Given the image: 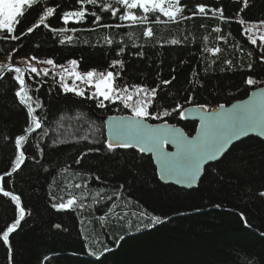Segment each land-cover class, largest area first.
<instances>
[{"label": "trees", "instance_id": "16d2710c", "mask_svg": "<svg viewBox=\"0 0 264 264\" xmlns=\"http://www.w3.org/2000/svg\"><path fill=\"white\" fill-rule=\"evenodd\" d=\"M52 2L61 3L64 8L74 5V0ZM183 2L190 6L195 2H206L212 7L223 5L225 15L233 19H236V12L242 6L237 0ZM37 15L35 9L26 11L17 26L16 34L31 26ZM102 15V23H119L110 14ZM242 15L253 21L264 18V0H249V7ZM50 23L53 27L63 26L56 18ZM201 24L207 28L202 29ZM215 25L221 26L225 34L229 31L232 33L227 43L215 40L216 34L211 33ZM73 26L91 28V19L80 25H69ZM152 27L155 33L153 40L143 37L142 26L96 28L95 31L78 32L71 44L60 45L41 26L19 42L0 40V63L8 62L9 53L12 54L13 63L30 55L42 58L51 56L58 64H64L67 59L79 60V71L91 68L103 71L110 60L116 58L115 50L124 46V78L129 83L146 80L151 84L157 73H161L162 78L175 75L176 79L168 91L177 97L186 96L185 90L190 87L188 79L195 67L204 83V87L195 93V103L207 102L210 106L229 104L245 97L252 90L242 83L247 72L221 71L224 59H232L234 62L239 60L245 67L247 63L253 62L254 71L260 74L258 78L264 79V65L256 63L259 59L257 50L246 42L236 23L221 24L218 20L198 17L179 24ZM127 32H132L133 36L129 38L125 35ZM210 33L208 46L219 44L223 51L218 58L209 57L217 59V63L205 74L206 65L201 63L200 49L203 46L202 37ZM105 35H111L117 43L105 45ZM185 37L188 39L185 40ZM173 38L184 43H166ZM120 40L124 41L123 45L119 44ZM156 41L161 43L157 44ZM237 41L243 47V52L235 47ZM133 42L144 46L143 59L131 55L141 50L133 48ZM13 48L17 51L12 52ZM249 51L253 52L252 58L247 56ZM45 79L47 82L40 91L33 93L45 105L43 110H38V114L47 112L46 127H55V121L64 115L65 128L60 129L59 133L50 131L44 138L42 147L45 151L41 165L27 160L21 171L14 176L10 190L21 196L23 205L26 210H30L31 215L26 216L19 228L10 234L12 264H40L44 256L51 257L44 264H247V260L253 261V264H264V235L261 234L264 233V198L258 195L259 191L264 190V142L249 137L233 144L218 162L205 167L198 185L190 190L160 182L150 156L134 150H118L111 154L104 151L90 153L77 165L74 161L91 145L88 141L72 139V136L83 135L88 120H94L99 125L102 116L123 115L127 110L104 112L96 108L92 100L60 92L51 76ZM13 85L10 75L0 80V174L7 170L9 156L13 151L12 145L4 142L2 137L19 134L27 119L26 110L14 98ZM77 113L82 114L80 119L75 118ZM169 123L183 128L189 135L195 131V122L170 119ZM58 134L65 142L53 145L52 140ZM39 135L38 130L26 145L29 156L34 154L31 145L35 144ZM96 138H99V134ZM43 166H47L48 171ZM63 167H68L69 171L58 176L59 169ZM97 175L101 178L99 181L94 178ZM53 177H56L54 183ZM9 179L12 178L5 180L6 188ZM85 180L88 181L86 189L65 187L69 182L75 184ZM120 185H124L123 202H117L121 206L115 211L121 215L128 213L122 221L108 216L101 224L98 217L107 211L103 204L58 211L51 207L49 200V193L56 196V202H60L62 197L68 198L69 192L80 196L81 192L94 193L100 188L106 189L104 195L108 196ZM82 202L91 203V197ZM124 203H127V207H124ZM13 209L8 198L0 195V232L6 227V222L14 218ZM142 211L169 219L152 228L140 227L138 231L140 224L151 223L150 219L139 217ZM133 212L137 215L133 216ZM241 213L249 227L245 226ZM56 224L61 227L55 228ZM84 236H87L88 246L95 252L103 251L105 246L113 247L114 250L97 260L89 255ZM121 236L125 238L116 248L115 241ZM0 264H9L7 246L2 241Z\"/></svg>", "mask_w": 264, "mask_h": 264}, {"label": "snow or ice", "instance_id": "6c2138e0", "mask_svg": "<svg viewBox=\"0 0 264 264\" xmlns=\"http://www.w3.org/2000/svg\"><path fill=\"white\" fill-rule=\"evenodd\" d=\"M237 3H242V6L236 12V19H233L225 15L223 5L212 7L206 2H195L190 6L183 0H74V5L66 8L61 3H53L52 0H0V40L19 42L41 26L47 29L52 34L54 42L60 45L71 44L77 38L75 34L78 32L95 31L96 28L120 29L142 26L143 37L153 40L155 33L152 25L179 24L202 17L218 20L221 24H238L240 34L245 37L246 42L252 48L257 50L259 59L256 63L264 65V18L256 21L245 19L242 13L249 7V0H237ZM33 9L38 13L35 22L17 35L18 24L25 17L26 11ZM102 14H110L112 18L118 19L119 23H102L104 18ZM53 18L58 19L63 26H51L50 21ZM89 19H91V28L69 27V25H80ZM200 27L207 28L204 24H201ZM211 33L216 34L217 42L227 43L229 37L232 36L230 31L225 34L219 25L213 26ZM211 33L202 37L203 46L200 49L201 63L206 65L205 74L217 63V59H209V57L218 58L223 51L219 44L208 46ZM125 35L131 38L133 33L127 32ZM187 39L185 37V40ZM103 43L112 46L117 41L111 35H105ZM123 43V40L119 41L120 45ZM156 43L160 44L161 42L156 41ZM166 43L178 45L184 41L173 38ZM132 47L141 49L133 52L132 56L141 59L145 57V52L142 50L143 45L133 42ZM235 47L241 52L244 51L239 41L236 42ZM16 51V48L12 49V52ZM125 52L124 46L118 47L115 50L116 58L111 59L103 71L91 68L82 72L79 71V60L67 59L64 64H58L51 56L42 58L30 55L19 63H13L12 54L9 53L8 62L0 63V80L11 76V80L14 81V98L26 110L27 116L26 124L19 134L14 137L8 135L2 137L3 141L11 144L13 149L9 156L7 170L0 174V195L8 198L10 204L14 206V218L11 219V222H6V227L0 232V241L7 246L9 264H12L13 251L10 245V234L19 228L26 216L31 215L30 210H26L23 205L21 196L14 190H10L14 184V176L21 171L27 160L41 165L45 151L42 147L44 138L49 135L50 131L59 133L60 129L65 128L66 117L64 115L59 116L55 121V127L50 125L46 127L47 112H44L43 115L38 114V110H43L45 105L40 97L33 93L40 91L47 82L45 78L49 76L53 78L60 92L92 100L95 107L104 110V112L127 110L123 115L102 117V123L99 125L94 120H88L86 121L87 127L83 129L84 134L72 136V139L88 141L91 145L74 161L77 165L90 153L104 151L111 154L118 150H135L140 154H151L152 162L156 165L155 174L160 181L195 187L202 178L204 166L211 161L221 159L233 141L249 134L264 138V79L258 78L260 74L254 71L253 62L247 63L245 67V64L239 60L234 62L232 59H224L222 61L224 67L221 71L247 72L242 83L255 90L247 92V99L238 100L227 107L224 103L210 106L207 102L195 103L196 91L204 87L197 68L193 67L190 73L188 79L190 87L185 90L186 96L177 97L168 91L176 79L175 75H171L170 78H162L161 73H157L156 79L151 84L146 80L129 83L124 78L126 63L122 57ZM247 56L252 58L253 52H247ZM38 65H46V67H38ZM29 81L32 83L30 84ZM69 81L71 82L69 83ZM81 84L84 85L83 88L80 86ZM49 91H52L51 86ZM81 117L82 114L77 113L75 118L80 119ZM190 117L199 120V123L195 125V133L191 135L176 124L169 123L170 119L188 120ZM105 129L106 134L103 131ZM38 130L40 135L35 144L31 145L34 154L29 156L26 145ZM97 134H99V138H96ZM64 142L60 139L59 134L52 140L53 145ZM168 146H171L173 150L169 151ZM43 167L45 171H48L47 166ZM68 171V167L60 168L57 175ZM77 175L79 174L77 173ZM6 178H12L8 180L7 188L5 187ZM94 178L97 181L101 179L98 175ZM55 179L56 177H53V183ZM87 186V180L83 183L69 182L65 185L67 189H86ZM49 187H52L51 183ZM123 188L124 185H120L108 196L104 195L106 191L104 188H100L94 193L81 192L80 196L72 195L69 192L68 198L62 197L60 202H56V196L49 193V200L51 207L58 211L84 209L93 204H103L107 211L98 217L101 224L108 216H114L118 221H122L128 213L124 212L121 215L115 210L121 206L117 202H123ZM258 195L264 198V190L259 191ZM89 197H91V203L82 202L88 200ZM124 207H127V203H124ZM132 215L136 216L137 213L133 212ZM240 215L245 226L249 227L243 213ZM139 217L150 219L151 223L140 224L137 228L138 231L140 227L152 228L169 219L146 211L140 212ZM54 227L59 229L61 225L56 224ZM81 234L83 235V229ZM261 234L264 235V233ZM124 238L121 236L115 241L116 248ZM84 239L89 255L94 256L97 260L114 250L113 247L105 246L103 251L95 252L88 246L87 236H84ZM50 259V256H44L40 264H44ZM245 260H247L246 257ZM247 264H253V261L247 260Z\"/></svg>", "mask_w": 264, "mask_h": 264}, {"label": "water", "instance_id": "95a60500", "mask_svg": "<svg viewBox=\"0 0 264 264\" xmlns=\"http://www.w3.org/2000/svg\"><path fill=\"white\" fill-rule=\"evenodd\" d=\"M255 89H252L251 91H254ZM250 92V91H249ZM248 98V96L246 95L245 97H243V98H241V99H238V100H242V99H247ZM238 100H235V101H233V102H231V103H229V104H225L226 105V107L227 106H229L230 104H232V103H236ZM102 117H104V116H102ZM102 117H101V119H102ZM182 122H195L196 124L197 123H199V120H198V118H189L188 120H181ZM179 127V126H178ZM105 131V134H106V129L104 130ZM194 133H195V131H194ZM193 133V134H194ZM249 137H252V138H256V139H258V140H260V141H262V142H264V138H261V137H259V136H257V135H255V134H249L248 136H246V137H242L241 139H239V140H235V141H233V143L229 146V148L233 145V144H235V143H237V142H239V141H241V140H243V139H246V138H249ZM168 150L169 151H171V150H173L172 148H171V146H168ZM135 151V150H134ZM228 151V150H227ZM143 155H145V156H150V158H151V160H152V157H151V154H143ZM223 157V156H222ZM220 160V159H219ZM218 160V161H219ZM218 161H211V162H209L208 164H206L205 166H204V169H205V167H207L208 165H210V164H213V163H216V162H218ZM153 165H154V167L156 168V165L153 163ZM200 181V180H199ZM160 182H162L163 184H167V185H173V186H175V187H178V188H181V189H186V190H190V189H193V188H196V186L195 187H186V186H182V185H178V184H176V183H174V182H164V181H160ZM199 183V182H198Z\"/></svg>", "mask_w": 264, "mask_h": 264}, {"label": "rangeland", "instance_id": "374dc122", "mask_svg": "<svg viewBox=\"0 0 264 264\" xmlns=\"http://www.w3.org/2000/svg\"><path fill=\"white\" fill-rule=\"evenodd\" d=\"M22 60H20V61H17L16 63H19V62H21ZM41 67H43V65H40ZM45 67H46V65H45ZM51 80H53V78L51 77ZM54 81V80H53ZM55 82V81H54ZM71 81H69V83H70ZM82 88L84 87V85H80Z\"/></svg>", "mask_w": 264, "mask_h": 264}, {"label": "bare ground", "instance_id": "6f19581e", "mask_svg": "<svg viewBox=\"0 0 264 264\" xmlns=\"http://www.w3.org/2000/svg\"><path fill=\"white\" fill-rule=\"evenodd\" d=\"M85 71H87V70H85ZM83 72V71H82Z\"/></svg>", "mask_w": 264, "mask_h": 264}]
</instances>
